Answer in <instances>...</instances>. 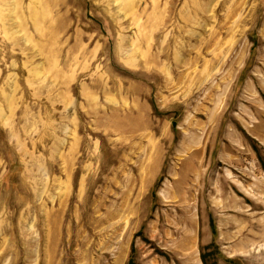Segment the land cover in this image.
Here are the masks:
<instances>
[{"label": "rangeland", "instance_id": "1", "mask_svg": "<svg viewBox=\"0 0 264 264\" xmlns=\"http://www.w3.org/2000/svg\"><path fill=\"white\" fill-rule=\"evenodd\" d=\"M264 264V0H0V264Z\"/></svg>", "mask_w": 264, "mask_h": 264}, {"label": "trees", "instance_id": "2", "mask_svg": "<svg viewBox=\"0 0 264 264\" xmlns=\"http://www.w3.org/2000/svg\"><path fill=\"white\" fill-rule=\"evenodd\" d=\"M202 261L204 262V264H206V262H205V256H202Z\"/></svg>", "mask_w": 264, "mask_h": 264}]
</instances>
